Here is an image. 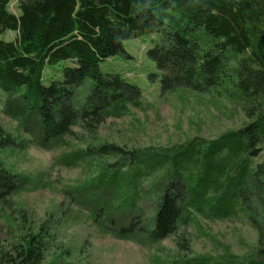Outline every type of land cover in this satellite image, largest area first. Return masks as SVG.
<instances>
[{
	"label": "trees",
	"instance_id": "1",
	"mask_svg": "<svg viewBox=\"0 0 264 264\" xmlns=\"http://www.w3.org/2000/svg\"><path fill=\"white\" fill-rule=\"evenodd\" d=\"M14 1L19 15L8 10ZM8 32L17 35L14 41L4 40ZM151 34L163 40L147 51V57L161 74L164 94L178 88L201 93L219 85L232 86L249 119L243 129L205 143V148L195 139L175 153L123 151L120 168L107 174L106 163L90 187L77 190L81 197L73 196L89 203L95 221L103 216V223L98 222L104 233L113 226L118 238L135 240L132 235L144 234L158 242L173 235L192 215L226 218L235 205L250 213L251 185L264 206V164L252 173L248 161L263 152L260 146L264 143V0H0V89L20 91L25 100L23 125L31 113L36 115L40 146L57 144L80 123L91 128L110 117L125 116L131 105H141L137 85L119 75H105L101 67L110 58L126 54L127 40ZM69 62L73 64L62 68L61 79L44 83L47 68ZM87 80L93 94L76 108V90ZM12 142L0 127V148ZM119 152L115 146H103L97 156L100 160ZM224 152L227 156L222 162L207 160L209 174L193 173L201 158ZM76 154L82 158L84 153ZM168 168L174 180L163 190L151 224L145 228L139 223L142 227L137 229L136 219L128 221L140 214L138 203L132 196L124 199V186L135 187L138 194L143 177ZM25 184L17 185L0 170V200ZM23 240L0 258V264L45 262L48 228L42 226ZM259 246V258L244 264H264L262 229ZM206 263L205 259L199 262Z\"/></svg>",
	"mask_w": 264,
	"mask_h": 264
},
{
	"label": "rangeland",
	"instance_id": "2",
	"mask_svg": "<svg viewBox=\"0 0 264 264\" xmlns=\"http://www.w3.org/2000/svg\"><path fill=\"white\" fill-rule=\"evenodd\" d=\"M8 10L20 14L16 1ZM16 36L8 32L3 38L14 41ZM162 42L158 34L127 40L126 54L110 58L101 67L103 74L119 75L137 85L142 92L141 105H131L125 116L110 117L91 128L86 129V123H80L57 144L40 146L36 115L30 112L32 116L23 125L25 100L20 91L6 93L0 89V127L13 140L6 148H0V170L17 185L26 182L22 189L0 200V258L11 253L29 234L38 233L42 226L48 228L50 237L43 264H199L201 259L208 260L206 264H244L250 258H259L264 206L252 185L250 213L235 205L226 218L192 215L173 235L158 242L144 234L137 238L132 235L135 240L118 238L113 226L104 233L98 222L103 223V216L95 221L89 203L73 199L81 197L77 190L90 187L106 163L107 174L120 168L123 151L175 153L195 139L200 148H205V143L237 132L249 123L244 105L232 86L219 85L201 93L178 88L164 94L161 74L147 57V51ZM72 64L47 68L44 83L49 85L52 80L61 79L62 68ZM89 81L77 88L75 107L93 94ZM103 146L119 148V155L99 160L97 150ZM260 147L263 152L258 157L248 158L252 173L264 164V143ZM78 151H83L82 158L76 154ZM226 156L224 152L217 157L210 154L201 158L193 173L206 176L207 160L222 162ZM150 174L142 178L138 194L133 184L134 188L127 183L124 186V199L132 196L138 203L140 214L132 215L128 221L136 219L137 229L142 227L139 223L145 228L151 224L163 190L174 180L170 168L155 169ZM262 179L264 182V175Z\"/></svg>",
	"mask_w": 264,
	"mask_h": 264
}]
</instances>
